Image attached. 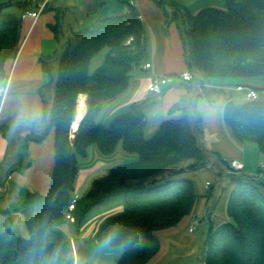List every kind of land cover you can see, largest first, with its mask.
Segmentation results:
<instances>
[{"label":"trees","instance_id":"trees-1","mask_svg":"<svg viewBox=\"0 0 264 264\" xmlns=\"http://www.w3.org/2000/svg\"><path fill=\"white\" fill-rule=\"evenodd\" d=\"M155 1L163 6L162 0ZM121 2L117 13L96 12L86 24L69 31L60 13L51 24L59 48L41 58L50 78L40 87L43 128L25 141H42L54 130L53 172L48 191L27 192L18 207L28 236H19L11 228L0 232V264H74L64 253L67 237L57 225L64 219L75 187L78 157L85 156L92 144L103 156L119 148L132 155L95 178L84 194V207L80 208L79 200L75 211L76 222H80L95 209L122 206L106 216L97 231L99 241L122 246L115 264H151L162 245L157 231L176 226L196 209V185L181 174L212 165L201 132L195 129L202 121L198 96L190 110L184 104L188 94L183 96L170 111L182 109V113L164 119L149 137L141 106L132 105L108 121L103 117V111L128 90L134 69L147 60L150 48V36L137 7L129 0ZM13 3L22 11L34 6L29 0H0V81L8 75L6 63L16 57L21 44L22 11L5 10ZM222 4L205 5L197 11L181 9L177 24L193 74L185 82H193L198 71L214 84L228 77L264 91V0H222ZM103 48H108L103 63L90 73L92 56ZM47 88L52 90L50 103ZM81 93L87 95L88 109L72 138ZM223 115L239 141L255 142L264 155V99L237 104L228 96ZM213 154L223 168L229 164L218 152ZM232 182L227 202L230 219L210 224L202 249L204 264H264V182L243 173Z\"/></svg>","mask_w":264,"mask_h":264},{"label":"crops","instance_id":"crops-1","mask_svg":"<svg viewBox=\"0 0 264 264\" xmlns=\"http://www.w3.org/2000/svg\"><path fill=\"white\" fill-rule=\"evenodd\" d=\"M107 0H61L52 1L48 9L38 19L27 17L22 20L21 44L15 58L7 61L5 69L11 75L9 86L0 100V230L11 228L10 222L4 218L19 211L18 207L29 191L46 193L49 188L54 160L55 134L54 130L42 140H26L30 134L39 133L43 128L41 117L42 96L40 87L49 82V75L43 69L41 58L53 55L59 48L51 24H55L57 14H62L64 29L86 24L96 14ZM141 20L148 32H151L150 54L146 62H151L150 68L145 63L133 71L128 90L117 102L109 106L102 114L108 121L115 113L130 109L132 105L141 106L146 120L145 133L153 134L164 119L178 116L182 109L170 112L171 108L189 93V82H180L164 88L161 93L148 90L152 73L167 74L190 70L184 56V46L178 24L170 21L167 25L162 7L155 0H136L135 5ZM77 10L76 21L67 19V12ZM150 36V34H149ZM243 81H239L241 84ZM212 84L208 95H199L196 99L197 109L202 112L200 132L204 147L211 152L213 167L221 169L222 163L213 152L227 160L238 159L244 164L246 159V142L239 141L224 120V105L227 97L232 96L227 87L217 82ZM236 84V86L238 85ZM243 84V83H242ZM222 89L220 91H215ZM237 89V88H236ZM82 97L83 112L77 127L86 114L87 95L79 94L71 134L74 128L79 99ZM93 149V150H92ZM92 153V161L79 169L73 191L82 193L90 188L95 178L105 175L110 167L124 160L127 155L118 149L112 155L103 156L97 146L92 144L85 156ZM196 190L199 196L196 209L185 216L174 227L159 230L161 250L151 264H186L185 256L195 255L200 250V238L189 231V226L197 218L199 224L204 219L207 222L206 234L210 224L215 226L230 219L227 213V202L232 186L217 190L212 182L210 187L202 178L197 179ZM72 191V192H73ZM120 211L122 206L107 208L102 214L92 216V212L80 222H58L67 237L65 254L74 259V264L88 263L91 246L97 247V231L104 218L113 210ZM90 216V217H89ZM185 219V220H184ZM76 226H75V225ZM0 231V232H1ZM192 233V234H191ZM206 238V237H205ZM110 243V240H107ZM123 248L117 256H121ZM118 257V259H119ZM116 259V262L117 260ZM115 262V263H116Z\"/></svg>","mask_w":264,"mask_h":264},{"label":"rangeland","instance_id":"rangeland-1","mask_svg":"<svg viewBox=\"0 0 264 264\" xmlns=\"http://www.w3.org/2000/svg\"><path fill=\"white\" fill-rule=\"evenodd\" d=\"M162 1H163L162 10L165 14L166 21H167L166 25L170 21H175V23H177L178 19L181 20L180 15H181L182 10H184L185 8L191 11H197L198 9H200L201 7L205 5H213V6H218V7L223 6L222 0H162ZM172 1H174V3ZM122 5L123 3L121 2V0H107L100 7L97 13H99V11H102V13L104 14L117 13V11ZM164 8L166 12L164 11ZM5 10L8 12L15 13V14H20L22 11L21 7L17 3L8 5L5 8ZM175 13H176V16L174 15ZM95 15L96 14H94L93 16ZM76 17H78L77 10L75 11V13L74 12L72 13L71 11L67 12V19L76 21ZM172 17H176L177 21L174 20ZM149 34L151 38V32ZM107 52H108V48H103L92 56L91 62L89 65L90 73H94L98 69V67L103 63ZM149 54H150V48H149L148 57H149ZM193 71H196V70L193 69ZM196 72L198 76L195 78L193 82L188 83L189 84V93H188L189 99L184 103L186 105L187 110L191 109V105L195 101L197 96L206 95V94L208 95V93L212 91L211 82H209L208 79L204 78L198 71ZM216 81L224 84L227 87L226 91H230L232 93L233 99L237 104H241L247 101L244 96V91L236 89V84L239 83V80L234 79V78L223 77V78L216 79ZM220 90L222 89H218L215 91H220ZM258 91H259L260 99H264V91L260 89H258ZM45 95H46L47 100L50 103V101L52 100V90L50 88H47L45 90ZM80 99H82V97ZM127 110H123L121 112L124 113ZM197 119H198V116H196L193 119V121H196ZM196 128L198 130L197 132L198 134L200 127L196 125L195 129ZM74 135H75V132L71 134V137L73 138ZM146 135L147 137L151 136L149 133H147ZM245 151L247 155L246 156L247 163H246L245 169L241 172L239 171H228L227 172L224 170L223 167H221L220 169L218 167H213L212 165L207 164L205 166L195 168V169H192V168L186 169L182 172L181 176L193 180L195 185H197L198 178H202L204 182L207 181V179H209L211 183L212 182L214 183V186L217 190H221L222 188L232 186V185L234 186L235 183L232 182V180L235 177V175H239L240 173L247 174L251 177H255L258 181L264 182V170L260 169L261 162H264V155L261 153L258 145L255 142L247 141ZM131 156H132L131 154H128L123 159H131ZM206 156L210 158L209 162L211 163L213 159L211 152L208 151ZM91 161H92V153L91 155L88 156V158L80 157L79 162H78L79 169L83 168L84 166H86L87 163H90ZM185 164H188L189 166L191 165V163H185ZM263 189H264V183H263ZM84 194H85V191L82 193V197L80 199V208H83L85 204ZM108 208L111 209L115 207H108ZM106 209L107 208L105 207L95 209V211L92 212V216H95L97 213L100 214V216L101 215L103 216L104 214L102 213ZM114 212H118V211L114 209L112 213ZM12 214L13 215L11 216L7 215L3 219L4 222H10L12 225V229L17 233V235L22 236V237H27L28 230H27L25 219H24L22 212L16 211V213H12ZM199 220L202 221V224H199V221L195 224V234L198 235L200 238V250L195 255L187 254V256H185L186 264H204L202 249H203V244H204V240L206 237V227L208 225H207V222H205L203 218ZM157 235L158 236L160 235L159 231H157ZM99 242L100 243H98L97 247L91 246V250H90L91 255H90L88 263L115 264L116 259H118L119 257L117 256V254L122 249V246L121 245H111V243H109V241L107 240H103Z\"/></svg>","mask_w":264,"mask_h":264},{"label":"built area","instance_id":"built-area-1","mask_svg":"<svg viewBox=\"0 0 264 264\" xmlns=\"http://www.w3.org/2000/svg\"><path fill=\"white\" fill-rule=\"evenodd\" d=\"M28 1V0H27ZM32 1L33 7L25 8L22 13V19L27 17H32L34 19H38L40 15L45 12L46 8L52 1H61V0H29ZM131 5H136V0H129ZM151 62L145 63V68H150ZM11 75L8 74L2 81H0V99L4 100L6 95ZM193 79V74L190 70H184L182 72L176 73H167V74H155L152 73L151 81L148 86V90L153 93H161L164 88L178 84L179 82L190 81ZM238 90L244 91V96L246 100H256L259 99V91L251 86L245 84H239L236 86ZM225 171H240L244 169V164L241 160L232 159L229 161V164L224 167ZM260 169L264 170V162H261ZM206 185H210V181L206 182ZM3 189L2 184L0 183V190ZM81 198V193L79 191H73L71 193L70 201L65 210L64 219L66 221L75 222L76 214L75 211L78 207L79 200ZM198 222L197 218H195L192 224L189 226V231L193 232L195 229V224Z\"/></svg>","mask_w":264,"mask_h":264},{"label":"bare ground","instance_id":"bare-ground-1","mask_svg":"<svg viewBox=\"0 0 264 264\" xmlns=\"http://www.w3.org/2000/svg\"><path fill=\"white\" fill-rule=\"evenodd\" d=\"M82 112H83V101H82V99H80L79 105H78V111H77L76 120L74 122V128L77 127V124H78V121H79V119H80V117L82 115Z\"/></svg>","mask_w":264,"mask_h":264}]
</instances>
